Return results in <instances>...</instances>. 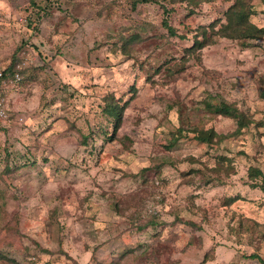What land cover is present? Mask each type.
I'll return each mask as SVG.
<instances>
[{
	"label": "rangeland",
	"instance_id": "1",
	"mask_svg": "<svg viewBox=\"0 0 264 264\" xmlns=\"http://www.w3.org/2000/svg\"><path fill=\"white\" fill-rule=\"evenodd\" d=\"M233 3L0 0V264H264V36L188 48Z\"/></svg>",
	"mask_w": 264,
	"mask_h": 264
},
{
	"label": "trees",
	"instance_id": "2",
	"mask_svg": "<svg viewBox=\"0 0 264 264\" xmlns=\"http://www.w3.org/2000/svg\"><path fill=\"white\" fill-rule=\"evenodd\" d=\"M150 1L159 2L162 6L167 9L166 5L169 0H131L133 8H136L139 4L147 3ZM188 2H192L194 5H198L200 2L205 0H187ZM33 3L38 4V0H32ZM252 6L248 0H234V3L231 4L226 11L224 12L225 18L216 19L209 26H204L200 32L194 38V42L188 48L192 49H201L205 45H207L210 41H212L211 29L214 33L231 38H240L244 40L250 39H258L264 36V26L260 27L253 23L250 20V16L252 14ZM165 26L169 29L172 34H176V30L173 26L169 24L167 20H164ZM217 27V28H216ZM139 37L137 34H130L127 39V42L132 40H138ZM20 72V70L15 68V64H10L7 68L3 70L4 76L6 78L12 77L16 72ZM264 96V92H263ZM205 106V105H204ZM110 109L108 112L116 119V128H118L121 122L122 111L118 109L116 105L109 104ZM210 112L219 113L227 116H231L237 119V123L239 124V128H243L248 124V122L244 119V115L239 111V109L227 102L221 101L219 103H213L210 101L206 102V106ZM219 134L213 129L210 130H202L197 134V138L202 142L211 143L218 137ZM180 137L175 136L173 143L178 141ZM255 175H262L261 182H254V186H259L264 191V174L259 169L255 170ZM251 257L259 258L264 261L259 254L252 253ZM6 257L2 252H0V258Z\"/></svg>",
	"mask_w": 264,
	"mask_h": 264
},
{
	"label": "built area",
	"instance_id": "3",
	"mask_svg": "<svg viewBox=\"0 0 264 264\" xmlns=\"http://www.w3.org/2000/svg\"><path fill=\"white\" fill-rule=\"evenodd\" d=\"M22 78L20 72H16L12 77L6 78L4 76L3 70H0V119L1 120H11L10 115L6 106V97L5 90L9 86L10 83L18 82Z\"/></svg>",
	"mask_w": 264,
	"mask_h": 264
}]
</instances>
